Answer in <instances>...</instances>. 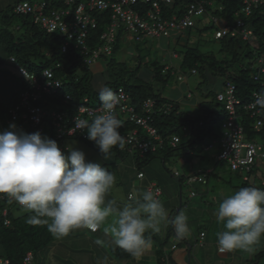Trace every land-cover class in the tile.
Masks as SVG:
<instances>
[{"label": "trees", "instance_id": "trees-1", "mask_svg": "<svg viewBox=\"0 0 264 264\" xmlns=\"http://www.w3.org/2000/svg\"><path fill=\"white\" fill-rule=\"evenodd\" d=\"M156 1L161 7V17L165 18L169 17L171 13L181 15L185 6L194 3L199 4V1L201 0H174L173 5L166 7L163 5L161 0ZM212 1L214 3L213 5H202L204 12L202 15L194 19V26L184 30L180 37L175 41V44L178 46L181 37L183 35L189 37L192 31L197 32L199 35H207L208 32H211L212 35V37L208 40L203 39L195 42H192L187 38V42L181 46L182 49L180 48L179 51L176 52L178 57L179 55L181 57V71L188 70L192 75H203L207 78V80H221V90L219 92L216 94L214 93V95L211 91L203 92L202 96L204 99L212 97V100L209 102L203 101L201 104L197 105L196 110L199 113L197 117L181 111L177 103L154 93L150 83L145 82L144 79L136 76L138 68H135L134 71H128L126 63L119 64L115 61H109L103 66L104 71L101 75H103V73H108L110 75V80L105 86L112 88L114 92H116L117 88L122 87L129 94L133 104L138 105L143 100L150 98L156 101L157 107L161 108L164 104L174 106V108L172 107L170 111L166 113L161 110L160 112H155L154 115H151L149 125L156 130L158 136L162 139V145L155 153H148L143 155V157H139L137 154V157L134 156V168L137 169L136 178L138 173H142L140 169L146 162V159L149 160L157 153L164 151V149H167L166 151L170 152L171 150L180 149L183 145H185L188 147V155H191L195 152L198 154L200 151H214L204 149V146L211 142H215L216 144L214 149L217 148L218 142L222 136L221 125L225 120H227V113L223 109V104L217 100V94L224 90L227 81L232 82L235 86V97L240 100L243 105L253 100L252 94L254 92H260L264 88V85L262 87V84H264V76H262L259 81L253 80V74L258 71L256 68L257 61L259 59L264 61V4L260 5L256 9H253L249 16H245V14L241 11L243 7L242 0ZM17 2H45V8H47L46 11L50 10V8L54 5L61 8V3L51 0H15V2L12 3V6H9L0 12V45L3 47L4 52L8 54L9 59H14L15 66L24 68L27 71L36 74H39L44 68L51 67L54 68L57 77L59 76L62 78V89L57 95L52 97L47 96L41 100V106L52 109L58 108L59 112L68 113V116L71 117V115L75 112L76 106L82 104V100L84 98L88 99L89 104L92 99L97 98L100 100L98 91H96L93 87L95 74L92 72L90 67H87L84 64L83 56L78 53V51L73 49L67 51L66 54H62L59 50L63 38L47 34L41 30L39 26L33 23L34 15L32 14H28L26 16L14 14L13 7ZM133 9L144 15L151 10V6L142 4L133 7ZM95 16L98 20V27L90 34L92 35L93 41L90 42L91 39L87 40L88 45L93 47L95 45V47H97L99 43H102L100 41V35L108 27V24H110L109 11H106L103 14H95ZM14 17H19L22 20L21 26H18V29L16 27L17 32L22 31V27H25L24 32L21 34H17L16 32L8 29V26ZM239 19L245 23L246 28H249L252 31L249 41H243L240 36L229 37V35H227L221 39H215L213 37V34L217 29L224 26L233 28L235 26V21ZM114 38V42L111 44L113 53L116 51V44L118 41H129L123 27L117 29ZM133 41L135 42V40ZM205 43L216 44V52L214 50L207 49V45H205ZM56 64H59L60 68L55 69ZM172 72L174 71L171 67H167L166 70H163V66L156 68L155 79H158L159 83L165 86L172 77ZM16 75L20 82L19 91L15 94L9 106L5 107L0 103L6 111V120L8 119V109L18 103L20 93L27 89L26 82L18 75L17 71ZM177 81H179L178 76ZM65 95L71 97L69 102H64ZM44 100L48 101L44 102ZM213 105L221 107V110L216 114L219 119V128L217 133L213 132L210 127ZM238 112L240 113L239 122L244 126L245 139L264 143V135L257 134L251 130V120L248 119V113L243 111L242 108H240ZM118 119L122 121V127L119 131L123 136H125L132 129L136 128L132 124L123 120L122 117L118 116ZM184 127L187 129V135L183 131ZM44 135L56 142L76 139L90 145L94 143L93 141L81 140L78 137H65L63 139L56 140L54 136L49 134L47 131H45ZM174 135L179 136L180 142L175 148H172L169 145V140ZM138 136L141 139H148L147 134L143 131H140ZM182 138H184L185 141L182 140ZM257 139H259V141H257ZM92 147L94 148V146ZM94 150L101 153L98 148H95ZM113 151H115L116 155L117 149L113 148L111 152ZM215 163L228 170L224 162L217 161L215 158ZM209 171V174H207V182L205 184L207 187L211 177H219V173L216 169ZM237 173L239 172H235L233 174ZM142 175L144 174L142 173ZM243 175L244 174L242 173V178ZM242 182L247 184V182H244L243 180ZM196 188L198 194V187ZM206 193H209L208 188ZM0 195L5 196L6 198L8 197L7 194ZM3 204H0V208H2ZM12 204L20 209L16 202H13ZM23 211L24 212L18 216H13L11 212L8 211L7 218L10 224L7 227L3 225V218L0 216V259H7L10 261V264H22V260L27 252H31L33 254V259L31 261L32 264L36 253L42 250H48L53 246L56 240L59 239L47 230L46 225L28 224L26 220L29 213L25 212V210ZM172 229L171 224H169L167 227V233L169 234ZM71 233L72 231L69 234ZM168 234L165 239L162 238V233H151L150 235L152 237L151 240L158 241V243L161 244V247L164 248L167 239H169ZM124 252L125 251L122 252L121 248L117 250V257L120 259L126 256L131 257L129 253ZM170 253V251L167 253L168 257H170ZM263 254H257V256H261Z\"/></svg>", "mask_w": 264, "mask_h": 264}, {"label": "clouds", "instance_id": "clouds-1", "mask_svg": "<svg viewBox=\"0 0 264 264\" xmlns=\"http://www.w3.org/2000/svg\"><path fill=\"white\" fill-rule=\"evenodd\" d=\"M98 96L100 114L90 121L76 117L74 125L86 130L87 139L108 160L114 147H125L119 131L122 121L114 112L119 98L108 86L101 87ZM255 105L264 110V92L257 94ZM115 183L113 172L87 161L77 148L62 151L55 140L39 131H18L14 123L0 131V194H7L29 213L28 224L46 225L57 238L74 229L96 231L106 225L103 230L110 233L112 243L134 258L151 247L150 234L159 233L164 224H171L178 239L190 234L186 213L179 211L169 220L163 202L150 188L138 190L122 207L115 200L106 201ZM214 216L223 224L216 234L221 250H255L264 238V189L239 188L222 199Z\"/></svg>", "mask_w": 264, "mask_h": 264}, {"label": "built area", "instance_id": "built-area-1", "mask_svg": "<svg viewBox=\"0 0 264 264\" xmlns=\"http://www.w3.org/2000/svg\"><path fill=\"white\" fill-rule=\"evenodd\" d=\"M61 3V8L54 5L50 10L46 11L45 2H17L13 7V13L16 15L26 16L34 15V24L39 26L41 30L47 34L62 37L63 41L60 45V52L66 54L67 51L73 49L83 56V62L87 67L96 63L102 55L110 56L113 52L111 44L114 42V35L117 29L123 27L128 40L142 42L147 38H165L174 37L175 33H181L187 28L194 26V19L202 15L203 4L213 5L212 0H201L200 5L191 4L185 6L181 15L173 14L169 17L162 18L160 4L156 0H51ZM163 5H173L174 0H161ZM242 13L249 16L253 9L264 4V0H242ZM150 5L151 10L142 15L133 7L137 5ZM51 7V6H50ZM171 8V7H170ZM106 11L110 13V24L100 35V41L97 47L88 45L87 40L93 41L91 32L98 27V20L95 14H103ZM240 36L243 41H249L252 31L245 27V23L239 19L235 21V26L220 27L217 29L213 37L221 39L223 37ZM175 38V37H174ZM10 62L14 63V59L10 58ZM257 72L253 74V80L259 81L264 76V61H257ZM18 75L26 82L27 89L19 95V101L16 105L7 111L8 119L5 121L4 130L9 128L10 124H15L17 130L25 133H34L39 131L44 135L45 131L53 135L56 140L78 137L81 140H87L86 130L75 129V118L81 120H91L94 116L102 111V104L95 108L89 106L87 98L82 100V104L76 106L75 112L68 116V113L58 112L52 108H44L40 101L45 97H52L59 93L63 87L61 77H57L54 68L48 67L40 71L39 74L31 73L24 68L15 66ZM60 68L59 64L55 65V69ZM194 73V72H193ZM178 80H182V76H178ZM264 84H262L263 87ZM264 92H254L250 102L243 105L240 100L235 97V86L232 82L227 81L222 92L217 94V100L224 106L227 113V120L222 125V136L218 142L217 148L214 149L215 142L208 143L204 146L205 150H214L217 161L226 164L228 170L232 173H243L242 180L252 184L254 178L248 176L255 164L264 166V143L250 141L245 139L244 126L239 122L238 112L240 108L248 113V119L251 120V130L257 134L264 135V110L255 105L257 94ZM119 101L115 106V114L123 118L126 122L132 124L136 128L128 132L125 137V148L129 153L134 150L139 157H143L148 153H155L161 147L162 139L158 136L156 130L149 125L151 115L155 112L163 110L165 113L170 111L174 106L164 104L157 107L154 99H145L140 104L132 103L129 94L122 88L116 89ZM190 97V95H188ZM71 97L64 96V102H69ZM139 129V131H138ZM143 131L147 134L148 139L139 138V132ZM183 131L187 135V129ZM180 142V138L174 135L169 140V145L175 148ZM62 151L64 149L60 148ZM207 170L202 175H187L186 183L192 187L205 185L207 182ZM174 177L179 178L178 172H173ZM138 179H142V173H138ZM264 187V180L260 183ZM156 194L157 198L161 195V190L154 184L146 187ZM197 191L190 192L189 197L194 198ZM132 195L129 194L128 198ZM6 201H12L9 197L0 195V204ZM17 206L24 210L18 203ZM8 209L5 205L0 208V216L3 218V225L9 226L10 222L7 218ZM87 229V228H86ZM90 232L91 231L87 229ZM204 234H200L203 239ZM223 253L225 250L218 248ZM33 254L27 252L22 260V264H31ZM0 264H10L7 259H0Z\"/></svg>", "mask_w": 264, "mask_h": 264}, {"label": "rangeland", "instance_id": "rangeland-1", "mask_svg": "<svg viewBox=\"0 0 264 264\" xmlns=\"http://www.w3.org/2000/svg\"><path fill=\"white\" fill-rule=\"evenodd\" d=\"M13 2H15V0H13ZM9 6H12V4ZM21 22V18L14 17L8 29L17 34L23 33L25 27H22V31H16V27L21 26ZM178 35L179 33H175L174 37ZM211 37V32H208L207 35H199L197 32L192 31L189 37L186 35L181 37L178 46L175 44L176 39H173V37L168 39L147 38L146 41L140 43H136L133 40L124 42L118 41L116 44V51L112 54V57L102 55L97 62L103 64V66L109 61H115L119 64L126 63L128 71H134L135 68H138L136 76L150 83L154 93L177 103L181 111L197 117L199 114L196 110L197 105L201 104L203 101L209 102L212 100V97L204 99L202 96L203 92L211 91L213 95L214 93L216 94L221 90V80H207L203 75H192L188 70L181 71V57L180 55L178 57L176 52L187 42V38L195 42L203 39L208 40ZM205 45H207V49L216 52V44L205 43ZM10 66L13 67L12 71L16 72L15 64L10 63L8 67ZM161 66H163V70H166L167 67H171L174 71L172 72V77L165 86L159 83L158 79H155L156 68H160ZM179 75L182 76L181 81H177V76ZM109 76L108 73L94 76L93 87L96 91H99L101 87L106 85L110 80ZM16 78H18L17 75L15 76V79ZM17 81H19V78ZM188 95H190V97H188ZM46 101L48 100H44V102ZM100 104L101 101L96 98L92 99L89 106L95 108ZM212 108L213 114L211 115L210 127L213 132L217 133L219 119L216 114L221 110V107L213 105ZM55 110L59 112L58 108H55ZM6 116V111L0 104V131H4ZM182 140L185 141L184 138H182ZM257 141H259V139H257ZM57 143L60 148L66 151L68 148H77L83 151L87 161L100 163L102 167L112 171L115 177L117 176L116 183L106 194V201L112 198L117 201L118 206L122 207L124 203L129 201L126 198L127 192L135 194L138 190H145L146 186L151 182L162 188V195L158 198L167 209L169 220L179 211H184L189 218L188 222L191 231L186 237V241L191 247V254L188 255L187 253L183 254L181 252L184 250L185 246L183 245V241L178 238L169 241H175L181 244L180 247L178 246L179 248L176 252H171L169 254L171 258L176 259L175 254L181 253V258L178 260L176 259L178 264H181V262L182 264H264V238H262L261 244L256 246L253 251L233 250L226 251L224 254H218L217 248L219 246L217 244L216 234L223 230V224L217 223L214 216V212L218 208L219 203L222 202V199L233 194L235 191L239 190V188L254 186L259 189H264V187L260 185L261 181L264 180V166L255 164L248 174V176H252L254 180L252 184H246L242 182V174L230 173L226 168L215 163L216 152L200 151L198 154L195 152L188 155V147L183 145L180 149L171 150L170 152L164 149V151L157 153L149 160L146 159V162L140 169L144 174V178L137 179V169L134 168V156L137 157L135 150L129 153L125 147L120 149L116 146L114 149H117V154L115 155V151H113L110 153L109 159L105 160L102 153H98L94 150L98 148L95 143L90 145L76 139ZM92 146H94V148ZM212 169H216L219 173V177L216 176L217 179L211 177L208 187L200 185L198 189L199 193L196 197L190 198V192L197 190V188L196 186H189L186 183L187 175H202L205 171ZM173 172H178L180 177H174ZM207 188L209 193H206ZM203 190L206 194L203 193ZM13 202L15 201H6L3 205H5L13 216H18L24 211L18 209L12 204ZM167 226L168 224L162 225L161 230L164 231ZM104 227L105 226H102V230ZM200 232L206 235L205 239L202 241L203 245L201 247L197 244ZM79 238L81 237L78 236V233L72 230L71 234L57 239L53 244L55 246L54 248L50 247L46 251L42 250L36 253L32 264H80L79 259L76 257L80 256L78 253L79 251L86 249L92 252V255L89 256H92L93 259H96V254H100L101 256L98 249H94V245L92 246L91 243L82 242ZM59 241H62L64 245L60 246ZM100 243L103 244V241H100ZM261 253L263 255L257 256V254ZM84 260L89 263L91 262L90 257ZM85 261H81L82 264H86Z\"/></svg>", "mask_w": 264, "mask_h": 264}, {"label": "crops", "instance_id": "crops-1", "mask_svg": "<svg viewBox=\"0 0 264 264\" xmlns=\"http://www.w3.org/2000/svg\"><path fill=\"white\" fill-rule=\"evenodd\" d=\"M12 3H14L13 0H0V12L5 10ZM17 29H18V27H17ZM9 64L10 63H9L8 54L6 52H4L3 47L0 45V103L3 104L5 107L9 106L11 104L15 94L20 89L19 88L20 83H19V81H17L18 78L15 79L16 72L12 71L13 67H11V66L8 67ZM90 69L92 70V72L95 75H101L102 72L104 71L103 64H101L99 62H96L92 66H90ZM122 177H123V173H122ZM143 178H144V175H143ZM150 184L156 185L153 182H151ZM199 187H198V189H199ZM160 189H161V195H162L163 190H162V188H160ZM203 193H205L204 190H203ZM129 194H131V192H127V195H126L127 200H129V198H128ZM131 195H133V194H131ZM109 200H113V199L110 198ZM111 219L112 218L109 217V222L111 221ZM104 226H106V225H104ZM167 227L164 229V231L161 230L159 232V233H162L163 239H165L167 234H168L167 233ZM75 231L78 233V236L81 237L79 239H81L82 242L91 243L92 246L94 245V249L95 250L98 249V251L101 253V256H100V254H96V259H93L92 256H89V255H92V252L89 251V249L79 251L78 253L80 254V256L76 257V258L79 259L80 264H82L81 261H85L84 259H86L87 257H90L91 262L89 263L88 261L87 262L85 261L86 264H178L177 260L181 258V253H179L177 255L175 254V257L177 260L175 258L168 257V255H167V253L169 251L172 253L176 252L181 245L180 243H177L175 241L169 242L170 240H173V239L175 240V238H177L174 229H172V231L169 232V234H168L169 239H167V241L165 240L166 244H165L164 248L161 247V244H159L158 241L152 240L151 247L147 248L139 258H134L133 256H131V257L126 256L124 258L122 257L121 259L119 257H117V255H118L117 250H119L120 248L115 246L112 243L111 235L109 233H105L104 230H102V227L100 229H98L95 233L90 232V231L86 230L85 228L75 229ZM201 233H203V232L199 233L198 241H197V244L200 245L199 247H201L203 245L202 241L206 237V235L204 234L203 239H200ZM179 240L183 241V245L185 246L184 250H182L181 252L183 254L187 253L188 255H190L192 251H191V247H190L189 243L186 241L187 239L183 238V239H179ZM100 241H103L104 245L101 244ZM59 245L62 246L64 244L62 241H59ZM52 247L54 248L55 246L53 245ZM57 247H59V246H57ZM69 247H71V246H69ZM218 248H217L218 254H224L226 252L225 251V252L221 253L218 251ZM121 250H122V252L124 251L123 249H121ZM97 258H99V259H97ZM181 264H182V262H181Z\"/></svg>", "mask_w": 264, "mask_h": 264}]
</instances>
